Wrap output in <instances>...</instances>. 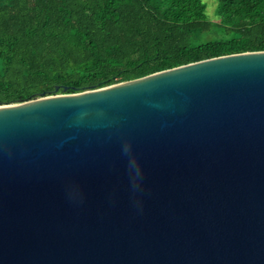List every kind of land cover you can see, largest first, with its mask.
Segmentation results:
<instances>
[{
  "label": "water",
  "instance_id": "95a60500",
  "mask_svg": "<svg viewBox=\"0 0 264 264\" xmlns=\"http://www.w3.org/2000/svg\"><path fill=\"white\" fill-rule=\"evenodd\" d=\"M0 264H264V52L0 105Z\"/></svg>",
  "mask_w": 264,
  "mask_h": 264
},
{
  "label": "trees",
  "instance_id": "16d2710c",
  "mask_svg": "<svg viewBox=\"0 0 264 264\" xmlns=\"http://www.w3.org/2000/svg\"><path fill=\"white\" fill-rule=\"evenodd\" d=\"M215 1L0 0V105L264 52V0Z\"/></svg>",
  "mask_w": 264,
  "mask_h": 264
},
{
  "label": "rangeland",
  "instance_id": "374dc122",
  "mask_svg": "<svg viewBox=\"0 0 264 264\" xmlns=\"http://www.w3.org/2000/svg\"><path fill=\"white\" fill-rule=\"evenodd\" d=\"M205 3L208 4L207 7V14L209 15V18L214 20L216 18V1L215 0H204ZM58 95H63V94H58Z\"/></svg>",
  "mask_w": 264,
  "mask_h": 264
}]
</instances>
